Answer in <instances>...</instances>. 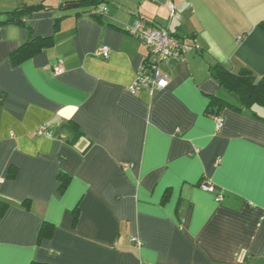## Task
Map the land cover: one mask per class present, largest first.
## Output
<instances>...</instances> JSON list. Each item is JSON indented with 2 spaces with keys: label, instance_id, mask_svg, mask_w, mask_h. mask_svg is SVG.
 Wrapping results in <instances>:
<instances>
[{
  "label": "crops",
  "instance_id": "obj_1",
  "mask_svg": "<svg viewBox=\"0 0 264 264\" xmlns=\"http://www.w3.org/2000/svg\"><path fill=\"white\" fill-rule=\"evenodd\" d=\"M80 1L0 0V264H264V118L207 113L213 96L238 102L213 66L264 75V0H104L102 19L66 8ZM138 18L194 48L161 65L167 88L134 95ZM31 37L54 44L14 64Z\"/></svg>",
  "mask_w": 264,
  "mask_h": 264
},
{
  "label": "trees",
  "instance_id": "obj_2",
  "mask_svg": "<svg viewBox=\"0 0 264 264\" xmlns=\"http://www.w3.org/2000/svg\"><path fill=\"white\" fill-rule=\"evenodd\" d=\"M103 2L104 0H81L79 4L80 6H94L96 9L93 8L87 10V15L93 16L97 19H102L104 12H102L99 7ZM36 9V6H26L20 10L10 12V18L7 22L26 24L29 16L32 14L33 10ZM258 27L264 31V20L259 24ZM53 44V37H31L25 45H23L11 55L12 62L14 64H20L38 52L53 46ZM211 75L218 81L223 89H225L228 93L235 95L238 102L232 103L228 99L221 96H213L211 97V101L207 109L208 114L218 117L220 116L221 110L224 107L230 106L239 111L248 109L253 114L264 118V115L260 114L255 109L256 107H261L264 109V75L258 79L248 68H242L239 73H233L220 65H216L211 68ZM17 171L18 170L16 167H12L9 170L7 177L9 179H14L17 176ZM59 180L60 193H64L69 185L71 177L64 172H61L59 175ZM29 203V200L23 202L24 206L27 207ZM9 206L10 205L8 201L2 200L0 198V217L5 214ZM74 217V222L76 223L78 218L77 211L74 213ZM53 232L54 225L49 222H44L39 233V241L45 238H50L53 235ZM30 264L47 263L32 261Z\"/></svg>",
  "mask_w": 264,
  "mask_h": 264
},
{
  "label": "built area",
  "instance_id": "obj_3",
  "mask_svg": "<svg viewBox=\"0 0 264 264\" xmlns=\"http://www.w3.org/2000/svg\"><path fill=\"white\" fill-rule=\"evenodd\" d=\"M106 13L107 8L100 9ZM173 16V12H171ZM128 34L137 38L148 50V56L140 66L137 78L130 86L129 91L137 94L143 90L155 92L163 90L169 86V79L161 69V65L167 61H179L184 59L194 46L173 35L168 28L156 26L145 22L142 19H136L134 23L127 28ZM98 55L104 59H108L111 55L110 47L102 45L98 49ZM61 66L56 67V72H62ZM218 123L221 124L222 119L218 116ZM39 135H51L46 126H42L37 130ZM128 166V165H126ZM202 189L212 192L214 187L211 182L202 184ZM222 195L217 197V201L222 199ZM132 241L140 243L136 238Z\"/></svg>",
  "mask_w": 264,
  "mask_h": 264
},
{
  "label": "water",
  "instance_id": "obj_4",
  "mask_svg": "<svg viewBox=\"0 0 264 264\" xmlns=\"http://www.w3.org/2000/svg\"><path fill=\"white\" fill-rule=\"evenodd\" d=\"M79 6V3H71V4H68L67 6H66V8H68V9H72V8H76V7H78Z\"/></svg>",
  "mask_w": 264,
  "mask_h": 264
}]
</instances>
